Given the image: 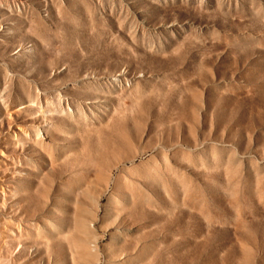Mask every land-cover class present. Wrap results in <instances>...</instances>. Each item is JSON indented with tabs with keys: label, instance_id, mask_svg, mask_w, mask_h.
<instances>
[{
	"label": "rangeland",
	"instance_id": "1",
	"mask_svg": "<svg viewBox=\"0 0 264 264\" xmlns=\"http://www.w3.org/2000/svg\"><path fill=\"white\" fill-rule=\"evenodd\" d=\"M0 264H264V0H0Z\"/></svg>",
	"mask_w": 264,
	"mask_h": 264
}]
</instances>
